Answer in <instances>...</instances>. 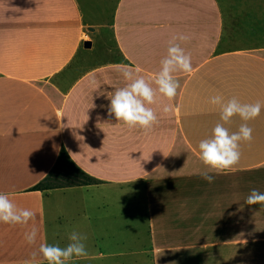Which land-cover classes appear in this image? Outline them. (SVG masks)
Masks as SVG:
<instances>
[{
	"label": "crops",
	"instance_id": "1",
	"mask_svg": "<svg viewBox=\"0 0 264 264\" xmlns=\"http://www.w3.org/2000/svg\"><path fill=\"white\" fill-rule=\"evenodd\" d=\"M178 34L190 36L181 47L193 72L174 74L175 110L164 115L158 95L148 132L110 117L107 95L126 83L119 66L151 83ZM261 35L264 0H0V192L35 213L24 226L0 223V264H23L48 243L44 196L73 189L98 195L76 211L97 247L71 264H135L136 254L151 264H264V204L245 203L264 192V107L230 172L207 182L198 150L221 122L211 97L264 105ZM61 153L96 184L30 190ZM141 217L146 248L136 250Z\"/></svg>",
	"mask_w": 264,
	"mask_h": 264
},
{
	"label": "clouds",
	"instance_id": "2",
	"mask_svg": "<svg viewBox=\"0 0 264 264\" xmlns=\"http://www.w3.org/2000/svg\"><path fill=\"white\" fill-rule=\"evenodd\" d=\"M189 40L190 36L186 34L173 36L167 48V55L160 62V70L155 73L151 83L138 75V71H134L130 66H119L120 74L126 83L107 95L110 101L108 115L114 116L129 129L139 128L148 132L158 123L157 113L150 107L157 103L158 95L169 102L162 106V113L171 114L175 110L171 102L174 101L180 88V82L174 74L193 72L191 55L181 47V43ZM92 83L95 90L100 87L95 81ZM153 83L155 88L152 86ZM210 103L219 106L221 122L215 124L207 138L200 140L198 150L199 160L206 169L200 175L207 182L212 183L214 177L209 174L210 172L227 173L239 163L241 143H251L253 140V129L249 127L248 122L260 115L264 105L260 102L241 103L236 97L225 101L221 95L211 97ZM235 116H238L243 123L240 124L238 131L230 132L225 124L230 123ZM245 203L249 206L264 204V192L251 190ZM34 218L33 211L18 208L9 199L8 194L0 192V223L24 226ZM24 238L29 245H35L38 229L33 227L25 232ZM87 239L86 234L73 230L68 235L69 243L64 247L41 242L23 264H36L38 257L47 264H71L74 258L88 254Z\"/></svg>",
	"mask_w": 264,
	"mask_h": 264
},
{
	"label": "rangeland",
	"instance_id": "3",
	"mask_svg": "<svg viewBox=\"0 0 264 264\" xmlns=\"http://www.w3.org/2000/svg\"><path fill=\"white\" fill-rule=\"evenodd\" d=\"M259 2V0H258ZM246 3L245 5H247ZM261 34L262 31L260 30ZM262 42H264V35H261ZM96 59L104 58V55L97 52ZM61 173L62 176L73 178L74 181L87 182L89 185H95V181H90L85 178L72 164L62 161L61 163ZM60 168V167H59ZM58 173V171L56 172ZM98 197L93 191L84 192L83 190H68L63 194V192H48L44 196V207L47 222L48 231V243L49 244H59L61 247L66 246L69 243L68 235L71 231L75 230L79 232L80 220L76 215V211L79 205L82 203H94L95 198ZM139 226V244L135 246V249L141 248L144 250L146 248V224L143 217L137 222ZM88 239L86 241L87 251L89 253L95 252L97 243L92 237L87 235ZM110 248V247H109ZM110 250V249H108ZM127 250V249H124ZM129 251V250H128ZM135 264H151L149 259L140 254L135 256Z\"/></svg>",
	"mask_w": 264,
	"mask_h": 264
},
{
	"label": "trees",
	"instance_id": "4",
	"mask_svg": "<svg viewBox=\"0 0 264 264\" xmlns=\"http://www.w3.org/2000/svg\"><path fill=\"white\" fill-rule=\"evenodd\" d=\"M66 161L71 164L69 159L64 153H61L54 168L52 171L37 185L32 187L30 190L32 191H45V190H51V189H59V188H66V187H78V186H87L89 183L87 182H79V181H74L73 178H68L62 176V171H61V163L62 161ZM60 167V168H59ZM74 167V165H73ZM76 168V167H74ZM77 169V168H76ZM78 170V169H77ZM58 171V173H56ZM79 171V170H78ZM80 172V171H79ZM81 173V172H80ZM85 178H87L90 181H94L81 173Z\"/></svg>",
	"mask_w": 264,
	"mask_h": 264
},
{
	"label": "water",
	"instance_id": "5",
	"mask_svg": "<svg viewBox=\"0 0 264 264\" xmlns=\"http://www.w3.org/2000/svg\"><path fill=\"white\" fill-rule=\"evenodd\" d=\"M84 47H86V48H89L90 47V43H84Z\"/></svg>",
	"mask_w": 264,
	"mask_h": 264
}]
</instances>
